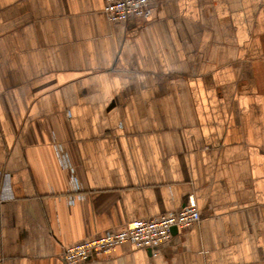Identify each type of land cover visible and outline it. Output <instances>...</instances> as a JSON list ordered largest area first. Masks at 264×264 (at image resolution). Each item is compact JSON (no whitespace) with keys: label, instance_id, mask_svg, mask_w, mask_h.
Segmentation results:
<instances>
[{"label":"crops","instance_id":"0c3cea01","mask_svg":"<svg viewBox=\"0 0 264 264\" xmlns=\"http://www.w3.org/2000/svg\"><path fill=\"white\" fill-rule=\"evenodd\" d=\"M0 0V264L185 207L157 255L79 264H264V0ZM82 199L70 202L72 171Z\"/></svg>","mask_w":264,"mask_h":264},{"label":"built area","instance_id":"2783aa9c","mask_svg":"<svg viewBox=\"0 0 264 264\" xmlns=\"http://www.w3.org/2000/svg\"><path fill=\"white\" fill-rule=\"evenodd\" d=\"M104 13L112 21H127L132 17L146 18L150 16L149 0H105ZM59 163L72 171L71 184L73 192L70 202L82 199L80 187L74 173L69 152L64 145L55 142ZM201 221V213L193 196L189 203L180 209H175L148 219L129 222L124 228L109 229L103 233L88 237L75 244L65 247L63 256L68 264H79L101 255L113 252L119 245L129 243L138 248H150L157 255L158 247L169 240L172 229L187 228Z\"/></svg>","mask_w":264,"mask_h":264},{"label":"water","instance_id":"95a60500","mask_svg":"<svg viewBox=\"0 0 264 264\" xmlns=\"http://www.w3.org/2000/svg\"><path fill=\"white\" fill-rule=\"evenodd\" d=\"M174 228H175V227H174ZM174 228H173V229H174Z\"/></svg>","mask_w":264,"mask_h":264}]
</instances>
